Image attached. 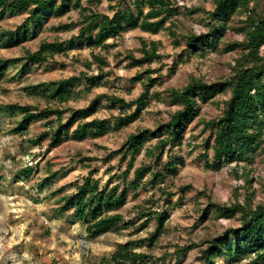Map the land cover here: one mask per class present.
Returning a JSON list of instances; mask_svg holds the SVG:
<instances>
[{
	"label": "rangeland",
	"instance_id": "1",
	"mask_svg": "<svg viewBox=\"0 0 264 264\" xmlns=\"http://www.w3.org/2000/svg\"><path fill=\"white\" fill-rule=\"evenodd\" d=\"M172 2L182 11L180 31L207 30V12L213 10V0ZM83 3L103 13L113 14L108 0H83ZM27 15L28 12H7L0 16V35L22 25ZM247 16L243 14L240 19ZM71 22L76 23L71 29L58 28ZM82 23L78 11L71 10L64 16H52L42 23L35 35H28L20 43L4 46L3 37H0V61L8 60L9 64L0 76V264H114V254L126 243H130L136 252L150 254L153 264H202V240L239 224L237 217L216 218L214 214L201 221V211L210 198L222 204H229L237 197L242 202L251 201L253 205L264 202V151L256 155L252 165H247L253 169L249 176L250 184H246L242 176H236L234 165L208 168L199 157L204 152L203 141L208 135V132H202V119L219 117L222 101L229 94H219L203 103L200 115L188 125L182 146L175 150L183 154L186 161L180 166L178 175L168 180L170 190L175 192L173 197L167 199L153 188L128 187L125 204L110 211L121 214L123 220L96 237H89L86 224L75 216L73 209L61 211L65 199L76 193L78 185L89 175L98 179L100 188L107 183L110 188L118 181L122 186L119 177L109 181L114 174L120 175V168L126 167V162H120V155L114 151L130 134L146 127L155 128L170 120L179 106L165 104L153 96L141 117L127 127L110 130L97 138L89 135L77 138L72 133L77 122H72L65 130L59 127L55 116L51 118L54 119L52 123L35 116L25 130L15 132L22 114L9 111L7 105L28 104L33 106V110L47 106L69 109L62 120L63 124H69L71 110L85 107L100 94H115L131 102L144 90L143 84L135 81L134 76L148 65L131 66L127 55L133 52L137 57L142 56V38L161 41L160 53L163 57L151 64L152 68L160 70L151 74L158 77L150 88L151 93L182 87L192 75L207 82L223 79L230 74L243 50L237 48L227 52L224 42H221L217 50L191 54L183 42L175 46L174 38L166 30L151 34L139 28L126 29L120 37L107 40V43L115 42L116 46L95 50L110 61L104 68L107 78L101 86L87 91L85 80H82L74 86L76 95L69 101L62 104L49 101L43 96V84L79 75L82 70L96 72V64L91 68L86 65V61L94 59L91 49L86 44H76L66 53H57L49 61L34 65H26V54L37 50L43 42L69 41L72 35L78 33ZM228 33L235 34L238 40L242 39L238 33ZM260 52L264 53V45ZM118 112L117 106L113 107L109 101L102 99L99 111L88 116L87 120L112 118ZM59 130L62 131L61 142L54 145L53 137ZM111 152L112 156L106 159ZM143 161L149 160L142 152L136 165ZM27 169L31 172L28 173ZM131 178L132 175L129 176ZM186 185L190 187L185 192L180 191V187ZM202 191H206V195ZM133 193L137 196H132ZM148 210L167 211L169 214L165 234L154 246H150L149 235L156 229V220L154 216H144L143 213ZM184 247L186 251L178 254L177 250ZM220 264H245V260L236 262L221 257Z\"/></svg>",
	"mask_w": 264,
	"mask_h": 264
},
{
	"label": "trees",
	"instance_id": "2",
	"mask_svg": "<svg viewBox=\"0 0 264 264\" xmlns=\"http://www.w3.org/2000/svg\"><path fill=\"white\" fill-rule=\"evenodd\" d=\"M108 1L110 2L108 7L113 10L112 15L103 13L94 6L85 5L83 0H0V16L7 12H28L22 25L0 35L3 37L2 44L8 47L20 43L28 35H35L42 23L49 21L52 16H64L71 10H77L82 18V26L69 41L43 42L37 50L26 54V65H34L49 61L57 53H66L67 49L76 44H86L91 49L94 59L86 61V65L91 68L96 64V72L82 70L79 75L43 84V96L49 101L60 104L69 101L76 95L74 86L82 80H85L87 91L101 86L107 78L104 68L110 61L107 56L95 53V50L116 46L115 42L107 43V40L120 37L126 29L139 28L151 34L166 30L174 38L175 46L183 42L185 49L191 54L207 52L209 49L217 50L221 42H224L227 52L237 48L243 51L232 66L230 74L223 79L207 82L192 75L188 83L182 87L151 93L150 88L158 78L151 74L160 71L158 68H152L151 64L161 61L163 57L160 53L161 41H148L142 38L140 49L142 56L137 57L133 52L127 55L131 66L148 65V68L134 76L135 81L143 84L144 90L131 102L115 94H100L85 107L71 110L69 124L62 123L63 116L69 109L47 106L33 110V106L28 104L7 105L9 111L22 114V119L14 129L15 132L25 130L35 116L50 123L54 120L51 118L55 116L59 127L65 130L76 121L72 133L77 138L85 135L97 138L110 130L127 127L141 117L153 96L165 104L179 106L170 120L155 128L146 127L130 134L123 145L114 151L120 155V162H126V167L120 168V175L114 174L109 181L119 177L122 186L118 181L110 188L108 183L100 188L98 179L89 175L78 185L76 193L65 199L61 211L73 209L75 216L86 224L89 237L102 235L123 220L121 214L110 211L125 204L128 187L153 188L167 199L173 197L175 192L170 190L168 180L178 175L180 166L186 161L185 156L175 150L182 146L187 127L200 115L202 104L215 99L219 94H229L222 101L220 116L202 119L204 124L202 132H208V135L203 141L204 152L199 157L205 166L220 169L225 165H234L236 176H242L246 184H250L249 176L253 169L247 165H252L256 155L264 151V53L260 52L264 45V0H213L214 8L207 12L209 19L206 31L197 29L180 31L182 11L172 0ZM187 10L190 11L189 8ZM243 14L248 15L246 19H240ZM75 24L64 23L58 28L67 30ZM229 31L240 34L242 39L238 40L235 34H230ZM180 59L182 60L183 56ZM8 65V60L0 61V76L5 73ZM102 99L109 101L113 107L117 106L118 114L112 118L95 117L87 120L88 116L99 111ZM44 135H40L39 140ZM61 138L62 131L59 130L53 137V144L58 145ZM142 152L149 161L136 165L137 158ZM111 154L113 153L111 152L106 159L110 158ZM241 163L243 165H240ZM27 171L29 173L31 169ZM189 187L190 185L182 186L180 191L185 192ZM202 193L206 195V191ZM132 196H137V193H133ZM143 214L146 218L154 216L156 220V229L149 235L150 246H154L159 237L165 234L169 214L167 211L159 213L153 210ZM211 214L224 219L237 217L239 224L202 240L200 244L203 245L200 250L202 264H220L221 257H228L236 262L245 260V264H264V202L253 205L251 201L242 202L237 197L229 204H222L213 202L210 198L201 211L200 220L204 221ZM185 251L186 247L178 249L177 253L182 255ZM151 257L146 252H136L130 243H126L114 254L113 263L153 264Z\"/></svg>",
	"mask_w": 264,
	"mask_h": 264
}]
</instances>
